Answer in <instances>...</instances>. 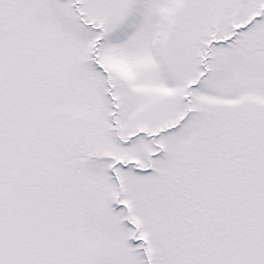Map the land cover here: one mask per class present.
I'll return each mask as SVG.
<instances>
[{"label":"snow or ice","instance_id":"snow-or-ice-1","mask_svg":"<svg viewBox=\"0 0 264 264\" xmlns=\"http://www.w3.org/2000/svg\"><path fill=\"white\" fill-rule=\"evenodd\" d=\"M0 264H264V0H0Z\"/></svg>","mask_w":264,"mask_h":264}]
</instances>
